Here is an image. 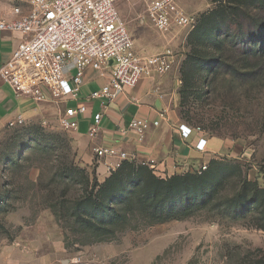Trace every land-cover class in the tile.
<instances>
[{"label": "rangeland", "instance_id": "1", "mask_svg": "<svg viewBox=\"0 0 264 264\" xmlns=\"http://www.w3.org/2000/svg\"><path fill=\"white\" fill-rule=\"evenodd\" d=\"M178 1L196 16L191 30L158 31L146 19L142 0H120L118 8L139 54H157L168 47L178 54L180 61L172 71L182 79L177 108L181 121L216 136L241 139L253 149L251 161L241 156L217 158L231 173L222 194L232 193L246 175L264 187L258 178L249 177L252 165L257 168L256 177L264 173V53L237 33V23L248 24L252 12L264 17V7H242L246 12L239 19L218 17L214 22L210 18L207 25L215 26L213 35L191 40L206 15L223 4H238ZM242 29L247 32L246 26ZM212 62L217 64L213 73L199 70ZM186 76L199 87L183 103ZM88 142L64 129L60 117L48 124H22L0 131V246L16 243L28 227L37 235L36 242H31L37 257L29 258V264H264V230L255 225V217L235 218L217 209L216 200L187 218L152 225L141 223L140 214L129 211L126 222L109 239L90 241L74 205L91 193L94 200L109 206L111 200L97 194L112 172L99 171L94 154L89 159ZM21 242L17 247L23 249ZM14 259L19 264L20 256ZM0 264H7L6 259L0 257Z\"/></svg>", "mask_w": 264, "mask_h": 264}, {"label": "built area", "instance_id": "2", "mask_svg": "<svg viewBox=\"0 0 264 264\" xmlns=\"http://www.w3.org/2000/svg\"><path fill=\"white\" fill-rule=\"evenodd\" d=\"M31 8L23 12L20 5L13 8L16 15L6 19L0 15V31L22 35L10 60L0 65V80L8 83L17 95H28L35 100H64L77 98L84 82L88 65L96 69H109L111 79L94 90L89 98L101 99L102 112L95 113L88 134L97 135L105 109L125 95L127 88H134L143 76L164 75L179 63L176 51L168 47L164 51L141 55L135 49L130 31L123 21L118 2L120 0H18ZM146 19L160 32L175 28L193 29L197 23L195 14L188 12L178 0H142ZM144 16V17H145ZM180 86L182 79L176 76ZM87 113V106L67 107L60 116V124L66 130L77 131L79 116ZM166 117L165 110L159 112ZM146 118L134 117L125 134L132 133L138 140L145 138L149 127L158 125ZM26 124L18 115L10 119L8 127ZM200 126L187 123L179 125L183 138H188ZM207 140L200 138L197 150H205ZM99 157L115 159L107 164V170H116L124 160H134V155L115 146L94 148ZM157 173L156 162H142ZM203 164L194 173L206 170Z\"/></svg>", "mask_w": 264, "mask_h": 264}, {"label": "crops", "instance_id": "3", "mask_svg": "<svg viewBox=\"0 0 264 264\" xmlns=\"http://www.w3.org/2000/svg\"><path fill=\"white\" fill-rule=\"evenodd\" d=\"M16 5H20L23 12L31 8L28 3L18 0H0V15L6 19L15 18L13 8ZM21 40L22 35L19 33L0 31V65L11 59ZM176 76L174 71L164 75L143 76L134 88H127L124 96L105 109L98 133L94 137L88 134L89 125L93 122L94 114L102 112L104 107L101 99H91L89 95L110 81L109 69L101 70L88 65L80 94L77 98H69L67 101L35 100L28 95H17L8 83L0 80V131L8 128V121L18 115L25 117L26 124H48L58 120L67 107L85 104L87 113L79 116L78 130L73 131V134L88 138L89 159L93 154L96 156L101 172H105L107 164L115 159L97 156L94 148L100 146L122 148L133 154L134 160L138 162H148L153 159L156 162L157 174L161 176L194 173L203 164L209 165L213 159L223 156H241L246 161L254 160L253 149L241 139L231 140L216 136L204 129L201 131L195 129L188 138L182 137L179 125L184 122L177 113L179 92ZM162 110H165L166 117L160 119L159 112ZM134 117L146 118L151 122L159 119L160 123L152 124L145 138L138 140L132 133L123 132ZM200 138L207 140L203 151L194 147ZM252 166L249 177L258 178L264 185V173L256 177L257 174L253 172L257 168ZM27 228L25 227L15 239L16 243L0 246V257L5 258L7 264H16L14 259L16 256H20L19 264H29L31 257H37L31 248V242L35 241L37 235ZM19 241L24 242L23 249L17 247ZM32 263H35L34 259Z\"/></svg>", "mask_w": 264, "mask_h": 264}, {"label": "trees", "instance_id": "4", "mask_svg": "<svg viewBox=\"0 0 264 264\" xmlns=\"http://www.w3.org/2000/svg\"><path fill=\"white\" fill-rule=\"evenodd\" d=\"M232 1L238 5L223 4L218 10H213L204 17L190 39L213 35L215 26L207 25L210 18L214 22L218 17L239 19L241 12H246L242 7L249 4H257L260 10L264 7V0ZM252 13L248 14V24L242 25L238 21L237 33L245 35L258 53L263 54L264 17ZM243 26L247 27V32L243 31ZM214 64L216 63L212 62L209 66L203 64L199 66V70L213 73L217 66ZM189 79L186 76L184 89L181 91L183 103L187 101L189 94H196L195 90L199 87L196 81L189 83ZM225 167L221 160L213 159L201 173L187 172L163 178L148 166L124 160L121 167L111 171V176L100 186L97 194L101 198L110 199V205L94 200L90 193L75 203L74 210L78 211V222L83 231L90 235L92 242L109 239L108 236L114 234L115 228L126 222L129 211L133 212L132 215L139 213L141 223L152 225L187 218L196 211L210 208L215 200L217 209L226 211L235 218L254 216L255 225L264 230V187L257 181L249 180L246 175L239 179L232 193L223 195L224 182L227 175L231 174L226 172Z\"/></svg>", "mask_w": 264, "mask_h": 264}]
</instances>
